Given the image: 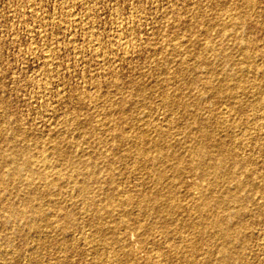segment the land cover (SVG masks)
I'll list each match as a JSON object with an SVG mask.
<instances>
[{
  "label": "rangeland",
  "instance_id": "1",
  "mask_svg": "<svg viewBox=\"0 0 264 264\" xmlns=\"http://www.w3.org/2000/svg\"><path fill=\"white\" fill-rule=\"evenodd\" d=\"M219 22L221 30L217 28ZM208 31L205 36L203 33ZM242 79L248 81L241 82ZM215 87L221 92H215ZM172 97L177 98L175 104ZM255 100L259 107L253 105ZM179 105L185 110L179 111ZM240 105L243 108L239 109ZM261 110L264 0H0V176L5 177V182L0 183V264H132L128 253L113 240L114 230L105 224L108 220L125 227L137 250L134 218L147 225L156 222L158 230L171 233L180 226L184 236L193 232L216 234L215 228L207 225H165L161 218L156 221L153 211L139 212L136 205L128 207L127 212L111 209L112 204L135 196L140 189L151 206L154 201L160 206V195H174L182 220L188 222V216L195 220V211L189 208L191 195L211 190L198 178L197 169L183 173L185 185L177 188L169 180L171 172L166 165H160V160L155 164L163 177L156 180L153 168L142 166L138 168L140 172H124L132 158L122 160L118 156L139 147L153 157L155 146L149 144L152 141L160 147L172 143L184 153L189 139L198 134L201 126L237 148L236 159L245 156L247 163L251 161L255 167L233 159L226 165L242 174L245 182L251 179L240 193L244 195L242 201L226 212L229 224L241 227L244 238L230 243L215 237H188V244L195 248L199 261L207 252L209 260H216L219 246L230 243L228 252L240 255L233 264H264V189L255 188L264 186ZM215 116L220 121L226 118L224 124L229 121L231 129L223 124L216 128ZM55 147L71 151V156L79 160L101 156L94 167L97 182L88 180L87 195L80 187L87 181L85 167L70 168L61 157H54ZM7 151L16 154L20 166L22 156H30L32 167L21 170V180L19 176L16 180L10 177L12 164L5 158ZM18 157L22 160L18 161ZM103 158L112 162L108 170ZM56 169L62 170L60 174L65 170L62 176L72 174L66 175L69 180L63 178L66 183L55 178L58 185L63 182L61 186H68H62L66 193L60 194L61 186L49 185L50 174ZM31 171L47 174L49 179L40 180ZM143 174H148L144 182L139 179ZM191 185L197 189L190 190ZM225 187L232 190L235 184L228 181ZM90 201L107 211L98 214ZM14 209L22 213L12 214ZM65 211L68 223L63 217ZM242 223L246 226H240ZM146 249L152 255L167 251L165 244L148 245ZM139 250L138 257L142 258L144 251ZM112 253L117 255L110 257ZM140 263L143 264H135Z\"/></svg>",
  "mask_w": 264,
  "mask_h": 264
},
{
  "label": "bare ground",
  "instance_id": "2",
  "mask_svg": "<svg viewBox=\"0 0 264 264\" xmlns=\"http://www.w3.org/2000/svg\"><path fill=\"white\" fill-rule=\"evenodd\" d=\"M234 3V2H233ZM247 3V1H246ZM252 3V2H251ZM236 5V3H235ZM244 5H245V2H244ZM234 6V5H233ZM247 6V4H246ZM253 7V6H252ZM227 8V7H226ZM238 8V7H237ZM250 8V7H249ZM254 8V7H253ZM232 10V9H231ZM226 12V11H225ZM224 12V13H225ZM243 13V12H242ZM231 13H229L230 15ZM234 17L235 15H231V17ZM240 15H237L236 17H238ZM72 17V16H71ZM75 19V18H74ZM237 19V18H236ZM232 21V20H230ZM235 22V19L233 20ZM237 21V20H236ZM217 23V22H216ZM219 24L220 22L217 24L219 28ZM235 25V23H233ZM238 24V22H237ZM236 24V25H237ZM227 25V24H226ZM235 25V26H236ZM208 28V27H207ZM195 29V27H194ZM220 30L222 28H219ZM210 31V30H209ZM206 32V33H203L205 34V36H207L209 33ZM194 32V30L192 31ZM204 32V30H203ZM202 33V32H200ZM223 33L220 31V34ZM207 34V35H206ZM197 39V38H196ZM195 40V39H194ZM240 42V41H239ZM249 43V41H248ZM239 44V43H238ZM94 47V46H93ZM247 47V46H246ZM204 49V48H203ZM202 49V50H203ZM206 50V48H205ZM211 50V49H210ZM200 51V50H199ZM198 51V53H199ZM212 51V50H211ZM215 51V50H214ZM213 51V52H214ZM50 52V51H49ZM96 52V51H95ZM220 52V51H218ZM44 53V52H43ZM47 53V52H46ZM123 53V51H122ZM202 54V52H200ZM206 53V51H205ZM215 53H217V50L215 51ZM53 54V53H52ZM197 53H195L194 55H196ZM246 54V53H245ZM248 54V53H247ZM246 54V55H247ZM102 55V54H101ZM217 55V54H216ZM219 55V54H218ZM45 56V55H44ZM49 56V55H48ZM199 56L201 57V54H199ZM223 56V55H221ZM47 57V56H46ZM54 57V56H53ZM225 57V55H224ZM228 57V56H227ZM196 57L194 56V59ZM206 58V57H204ZM229 58V57H228ZM50 59V58H49ZM203 58H201L202 60ZM223 59V58H222ZM225 59V58H224ZM230 59V58H229ZM228 59V60H229ZM199 61V59L197 60ZM204 61V65H208V62L207 64H205V60H202ZM208 61V60H206ZM48 62V61H47ZM182 64V63H181ZM180 64V65H181ZM212 66V65H210ZM185 68V67H184ZM211 72H214L211 71ZM236 76V75H235ZM228 78H231L230 76H228ZM117 79V78H116ZM193 80H196L195 78ZM235 80V79H234ZM239 80V79H238ZM244 79L240 80L241 82L243 81ZM246 80V79H245ZM244 80V81H245ZM236 81V80H235ZM248 80H246L247 82ZM238 83V81H237ZM242 85V83L240 84V86ZM245 85V83H244ZM217 86V85H216ZM260 86V85H259ZM242 87V86H241ZM216 88V87H215ZM214 89V88H212ZM223 89V88H222ZM232 89V88H231ZM89 90V89H88ZM85 91V89H84ZM215 92H219L220 89L219 88H216L214 89ZM223 91V90H222ZM221 92V91H220ZM79 94V93H78ZM87 94V93H86ZM85 95V94H84ZM233 95V94H232ZM167 99L169 97H166ZM172 99V103H176L177 102V98H174L173 97L171 98ZM167 101V100H166ZM170 102V101H169ZM168 103V102H167ZM253 105H256L259 107V102L258 100H255L253 102ZM261 105V104H260ZM229 106V105H228ZM227 106V107H228ZM262 107V106H261ZM239 109L243 108L242 105H240L238 107ZM179 111H183L185 110V106H180L179 105V108H177ZM182 109V110H181ZM263 109V108H262ZM231 111V110H230ZM261 111H264V110H261ZM232 112V111H231ZM220 115V114H219ZM218 116V114H217ZM215 116V119L216 117ZM222 116V115H221ZM220 116V117H221ZM225 115H223L224 117ZM256 116V115H255ZM259 116V115H258ZM220 119V118H219ZM222 119V117H221ZM226 120V118H223V120ZM228 119V118H227ZM261 119V117H260ZM67 120V119H66ZM221 120V121H223ZM254 120V119H253ZM213 121V118L212 120ZM220 120L216 119L214 122L217 124V126H215L216 128L220 125L222 126L221 124L225 125V127H228V126H232V124H228L229 121L227 122V124H224V121L221 122ZM66 122V121H65ZM73 122V121H72ZM71 122V123H72ZM232 122V121H231ZM264 122V120H263ZM69 124V125H72V124ZM234 123V121H233ZM254 123V121H253ZM263 124V123H262ZM66 125V124H65ZM237 125V124H236ZM261 125V124H259ZM219 126V127H220ZM250 126V125H249ZM254 126V125H253ZM236 126H234L235 128ZM231 129V127H228ZM260 128V127H259ZM66 129V128H65ZM64 129V130H65ZM215 129V128H214ZM256 129V128H255ZM68 130V129H67ZM224 130V129H223ZM251 130V129H250ZM257 130H258V127H257ZM93 131V130H91ZM256 131V130H255ZM228 132V131H227ZM232 132V131H230ZM233 134V132H232ZM259 134V133H258ZM263 134V133H262ZM215 133H213V130L211 131H207L205 130L202 126L200 127L199 129V132L198 134L196 135H193L189 140H190V143L189 145L184 148V153H180L178 151V149L171 145H165L163 147H160L161 145L158 146L157 142L156 141H152V142H149V144L151 145L152 143V146H155V152H154V156L153 157H150L149 155H147V152L146 150H144L143 148H139V147H135L134 149L130 150L129 152H125L124 154L122 155H119L118 158H121L122 160H125L126 158H132L131 160V163L127 166H125V169H123V171L127 172V173H132V172H140L138 168H141L142 166L145 167V168H148V169H152L153 168V171L155 172V178L156 180H158V178L160 177V179L163 177L162 176V172L158 169V165L155 164L156 161L160 160V165H166V167L169 169V171L171 172V175L169 176V180L171 183H174L176 185L177 188H180V186H184V182H183V173H188L192 170H198L199 171V176L198 178L201 179L202 182H205V184L207 185V187H209L211 190H210V194L209 193H205L203 194L202 192L200 194H198L197 196L195 195H191L190 197V202H189V208L193 209L195 211V220H193V218H190L188 216V218L185 220H187L188 222L186 221H183L182 220V217L179 216V212L177 211V206H178V200L177 198L172 195V194H164V195H160V206L157 204L159 203L158 201H154L155 204H153L151 206V204H149L148 202L145 201V197H144V194L143 192H139L140 189L138 190V192H136L135 196H132V195H129V197H126L122 200H118L115 204H112L111 205V209L112 210H115V209H122L124 211H128L127 208L128 207H135V205L137 207V210L139 212H142V211H153L157 217H158V220L156 219V221H159V219L161 218L162 220H160V222H163L165 225H170L172 223L176 224V225H182V224H199V225H207L209 226L210 228H215V232L216 234L213 232V235H209V234H203L201 232H193L192 234L190 233L189 235L187 236H184L181 234V232H179L180 230V226L177 228V232L174 231L173 233L171 232H167V231H164L162 229L158 230L157 228V223L155 222L154 224L151 223L150 225H147L145 223H142L140 222V220L138 218H134V223H133V231L135 232V238L134 240H136V243L138 244L139 248L138 250L139 251H144V256L141 258V257H138V250L137 249H134L133 246H132V243L130 242V239L128 238L127 236V231L125 229V227H121V224L120 223H117L115 220H108L105 224H108L110 225V227L114 230L113 231V235H112V238L113 240L117 243V245L119 246V248L122 250H125L126 252L125 253H128L127 255H129V259H131V263L132 264H135L136 262H142L143 264H233L235 260L237 259H240V255L238 254H234V253H230L228 252V247H229V244L231 243L230 241L232 239H241V238H244L241 236V227H237V224L235 225H231L229 224V218L227 217V210L228 208H230L232 205H235L236 203H240V201H242V196L244 197V195L240 194L241 191L244 190V188L247 187V184L251 181L247 183L244 181V179L242 178V174H238L235 169L233 168L232 170L231 169H227L226 168V165H227V162L228 160H234V162H238L240 164H246L248 162V159L247 158H244L245 156H243L244 154L242 153L243 150H242V158L241 159H236L237 158V148L233 149L232 146H230L229 143H226V141H223L225 138H223V140L221 139H218L215 137ZM261 135V134H260ZM123 136V135H122ZM191 136V135H190ZM189 136V137H190ZM219 136V135H217ZM231 136V135H230ZM236 136V135H235ZM262 136V135H261ZM117 137V136H116ZM124 137V136H123ZM222 137V136H221ZM219 137V138H221ZM188 140V141H189ZM229 140V139H228ZM245 140V138H244ZM241 141V140H240ZM247 142V141H246ZM245 142V143H246ZM148 143V142H147ZM180 143V142H179ZM177 143V146L178 144ZM187 143V144H188ZM241 143V142H240ZM161 144V142H160ZM174 144V143H173ZM183 144V143H181ZM180 144V145H181ZM239 144V142H238ZM55 145V144H54ZM53 145V147H54ZM232 145V144H231ZM259 145V144H258ZM257 145V146H258ZM185 146V145H184ZM243 146V145H242ZM181 147V146H180ZM238 147V146H237ZM249 147V146H248ZM253 147V146H252ZM158 148V149H157ZM258 148V147H257ZM262 148V146H261ZM56 149V147H55ZM239 149V148H238ZM12 150V149H11ZM53 150V149H52ZM264 150V149H263ZM14 151V150H13ZM240 152V150H238ZM5 153V151H3ZM2 152V154H3ZM11 152V151H10ZM10 152H6L7 154H5V158H7V160L10 162V164H12L11 168L12 170L11 173H10V177H15V180H16V177H18L20 175V173L22 172L21 170L23 169L24 170V167L25 166H30V163H31V159L29 158L30 156L28 155H25L27 153H25L22 157H24V161H22L21 165L20 166L17 162H16V154H11ZM54 152V151H53ZM52 152V153H53ZM258 152V151H257ZM11 154V155H8ZM17 153V152H16ZM21 154V153H20ZM23 154V153H22ZM254 154V153H253ZM18 156V154H17ZM55 156H59L62 158V161H64L70 168H76L77 166H80L82 165L83 167H85V170L83 171V175L86 176L87 178V181H84L82 182V184L80 185L81 189L83 191L86 192V195L88 194V188L90 187L89 186V183H88V180H91L92 182H97V178H98V175L95 173V170H94V167L97 163V160L99 159V157L101 156H94L92 155L90 158L88 159H85V160H79L77 158H73V156H71V151H65V150H61V149H56L55 152H54V157ZM123 156V157H122ZM248 156V155H247ZM246 156V157H247ZM252 156V154H251ZM0 157L3 158L0 154ZM21 157V158H22ZM106 157V156H105ZM241 157V156H240ZM250 157V156H249ZM254 157V156H253ZM252 157V159H253ZM4 158V159H5ZM31 158H32V155H31ZM46 158V156L44 157ZM255 158V157H254ZM105 158H103L104 160ZM18 161H21L19 160V157L17 159ZM35 160V159H34ZM107 160V158L105 159ZM2 161V160H1ZM42 160H40L41 162ZM46 159H44L43 162H45ZM250 161V160H249ZM3 162V161H2ZM1 162V163H2ZM8 162V163H9ZM20 163V162H19ZM6 164V163H5ZM45 164V163H44ZM233 164V162H232ZM248 165L251 164L253 166V163H251V161L249 163H247ZM7 165V164H6ZM106 168L107 170L109 168H111V165H112V162L111 161H108L106 162ZM250 165V166H251ZM139 166V167H138ZM244 166V165H243ZM251 166V169L250 170H253ZM7 167H9V165H7ZM40 167V166H39ZM49 167V166H48ZM52 167V166H51ZM230 167V166H229ZM255 167V166H253ZM35 168V167H34ZM55 168V167H53ZM156 168V170L154 169ZM25 169H27V167H25ZM36 169V168H35ZM52 169V168H51ZM62 169H65V168H62ZM240 169V168H239ZM257 169V168H256ZM37 170V169H36ZM249 170V169H248ZM30 172V170H28ZM27 171V172H28ZM64 171L63 170V174L60 172H62V170L60 169V171H58L57 169L56 170H52V173L50 175H52V179L50 180L49 176H46L44 174H42L41 172H34V171H31L33 173V175L37 174V176H39L42 180L43 178H47L48 182H49V185H51L53 187V185H58L56 182H58L59 179H65L66 178V175L65 176H62L64 175ZM67 171V170H66ZM74 171V170H73ZM110 171V170H109ZM254 173H255V170H253ZM252 171V175H254ZM0 175L2 174V171H0ZM28 172V173H29ZM49 172V171H48ZM239 172V171H238ZM242 172V171H241ZM24 173V172H22ZM21 173V174H22ZM25 173H26V170H25ZM244 173V172H243ZM248 173V172H247ZM257 173V172H256ZM142 174V173H141ZM193 174V173H192ZM4 175V174H3ZM31 175V176H33ZM68 175H72V174H69L68 172ZM67 175V176H68ZM74 175V173H73ZM161 175V176H160ZM248 175V174H247ZM250 175V173H249ZM248 175V176H249ZM251 175V176H252ZM256 175V174H255ZM254 175V176H255ZM22 176V175H21ZM19 176L18 178L20 179ZM25 176V174H24ZM107 176L108 178L110 179L111 175L109 174V172L107 173ZM148 174H143L139 177V179L144 182L143 180H145V177H147ZM35 177V176H34ZM264 177V176H263ZM24 178V177H23ZM29 178V176L27 177ZM36 179L38 177H35ZM54 178V179H53ZM58 178V180L56 179ZM68 180H69V177H67ZM66 178V179H67ZM76 178V176H75ZM251 178V177H250ZM5 179L4 176H0V183L1 182H5L3 181ZM12 179V178H10ZM34 179V178H32ZM64 179L62 181H64ZM71 179V177H70ZM9 180V179H8ZM21 180V179H20ZM30 180V178H29ZM27 180V181H29ZM39 180V181H40ZM38 181V179H37ZM61 181V180H60ZM66 181V180H65ZM64 181V182H65ZM72 182L73 181V178L72 180H70ZM228 181H231L232 183L235 184V189H228L227 187H225L226 183ZM17 182V181H16ZM31 180L29 181V184H30ZM42 182V181H41ZM47 182V183H48ZM27 183V182H26ZM25 183V184H26ZM33 183V182H32ZM31 183V185H32ZM42 183H45L46 182H42ZM66 183V182H65ZM262 183V182H261ZM60 184H63L64 183H60ZM58 185V188L59 186L61 185ZM68 184V183H67ZM66 184V185H67ZM250 184V183H249ZM258 184V182H257ZM4 185V183H3ZM8 185V184H7ZM47 185V184H46ZM62 185V186H63ZM228 185V184H227ZM55 186V188H56ZM61 186V188H62ZM50 187V186H49ZM64 187V186H63ZM65 187H68V186H65ZM64 187V188H65ZM234 187V186H233ZM255 187V186H254ZM47 188H48V185H47ZM57 188V189H58ZM64 188H62V191L60 194H63V193H66L64 192ZM194 188V189H193ZM258 191L261 190V189H264V186H259V187H255ZM254 188V190H255ZM52 189V188H51ZM54 189V188H53ZM189 189L191 190H196L197 188H195V186L191 185L189 187ZM29 191V190H28ZM60 191V189H59ZM67 191V190H66ZM192 191V192H193ZM208 191V190H207ZM31 193V192H30ZM196 194V193H195ZM259 194V193H258ZM25 195V194H24ZM22 194V196H24ZM30 195V194H28ZM246 195V193H245ZM262 195V194H261ZM33 195H31L32 197ZM59 196V195H58ZM25 197V196H24ZM23 197V198H24ZM30 197V196H29ZM30 197V198H31ZM87 198L89 196H86ZM159 197V196H157ZM263 197V196H262ZM90 198V197H89ZM247 198V197H246ZM249 198V197H248ZM252 198V197H251ZM260 198V197H259ZM32 199V198H31ZM30 199V200H31ZM159 199V198H158ZM57 200V199H55ZM135 200L137 202H135ZM247 200V199H246ZM245 200V201H246ZM250 200V198H249ZM58 201V200H57ZM94 201V200H93ZM251 201V200H250ZM28 202V201H27ZM31 202V201H30ZM53 202V201H52ZM51 202V204L53 205V203ZM92 201H90L91 203ZM247 202V201H246ZM249 202V201H248ZM57 204V203H56ZM54 204V205H56ZM58 204H59V201H58ZM58 208L59 206H61L60 204L58 205ZM247 205V203H244V205ZM90 205H92L91 207H93L95 209V212H97L98 214H101L103 213L104 211H107V208L106 207H103V206H98L96 204H94V202H92ZM245 205V206H246ZM31 206V205H30ZM33 206V205H32ZM37 206V204H35V207ZM10 207V206H9ZM25 207V205L23 204V206ZM54 207V206H53ZM97 207V208H95ZM238 207V205H237ZM14 207H12L13 209ZM27 208V207H26ZM57 208V207H56ZM57 208V210H58ZM62 208V207H61ZM183 208V206H182ZM247 208V206H246ZM10 209V208H9ZM20 209V208H19ZM31 209V208H30ZM33 209V208H32ZM60 209V208H59ZM234 209V208H233ZM18 210V209H17ZM17 210H12V214H16L17 212H20L22 213L21 211H17ZM22 210V208H21ZM35 210V209H34ZM54 210V209H53ZM62 210V209H60ZM186 210V209H184ZM242 210V209H241ZM24 211V210H23ZM27 211V210H26ZM29 211V210H28ZM25 212L26 214L28 213ZM36 211V210H35ZM40 211V210H39ZM59 211V210H58ZM31 212V211H30ZM29 212V213H30ZM63 212V211H61ZM60 212V213H61ZM11 212H9L10 214ZM37 213L39 214L38 210H37ZM56 213V210L55 212ZM31 214L33 215L34 214V211L31 212ZM30 214V216H31ZM41 214V212H40ZM20 215V214H18ZM22 215V214H21ZM17 216V215H15ZM61 216V215H60ZM11 218V216H9ZM22 217V216H21ZM21 217H20V220H21ZM29 217V216H28ZM62 217V216H61ZM63 217L66 221V223H68V220H69V215H68V212L65 211V213L63 214ZM62 217V218H63ZM13 218V216H12ZM24 218V217H23ZM26 218V217H25ZM55 218H57V216H55ZM243 219V218H242ZM241 219V220H242ZM11 220V219H10ZM9 220V221H10ZM13 220V219H12ZM11 220V221H12ZM17 220V219H16ZM55 220V219H54ZM58 220V219H57ZM60 220V219H59ZM245 220V219H244ZM7 221V222H9ZM121 221V219L119 220V222ZM124 222H127L128 219H123ZM240 221V220H239ZM63 223V221H60ZM241 222V221H240ZM239 222V223H240ZM13 223V221H12ZM15 223V222H14ZM96 225L95 226H98V228L100 229V225L97 223L98 222H94ZM11 224V223H10ZM24 224V223H23ZM58 224V223H56ZM60 224V223H59ZM58 224V225H59ZM120 224V225H119ZM19 225V224H18ZM28 225V224H27ZM31 225V224H30ZM65 225V224H63ZM16 226V225H15ZM22 226V225H21ZM69 226V224H68ZM67 226V227H68ZM240 226L242 227H245L246 226V223H242L240 224ZM18 228V227H17ZM64 229V227H61ZM59 228V229H61ZM66 228V227H65ZM69 228V227H68ZM157 228V229H156ZM67 230V229H66ZM64 230V231H66ZM214 230V229H213ZM62 231V230H61ZM63 231V232H64ZM68 231V230H67ZM66 233V232H65ZM188 237H191V238H209V239H212L213 237H215V239L217 238L218 240L221 239V241H225L226 239L230 242V243H227L226 245L225 244H222L221 246H219V252H218V256L215 258L216 260L214 261H211L209 260L208 258L211 257L210 255L209 256H206L207 254H209L207 252V254L205 255V258L199 259L196 257V254H195V248L191 245V244H188L189 242V238ZM103 239V238H102ZM104 240V239H103ZM102 241V240H101ZM104 241H107V240H104ZM160 241V243H159ZM101 244V243H100ZM104 244V243H102ZM107 244V243H106ZM104 244V245H106ZM159 244H165V246L167 247V251L164 253V254H158V255H152L148 249H146L148 247V245H152V246H155V247H158ZM232 248V247H230ZM206 250V248H205ZM210 252V251H209ZM124 253V252H123ZM197 253V252H196ZM200 253V252H199ZM117 254H114L112 253V255H110V257H114L116 256ZM121 255V254H119ZM118 255V256H119ZM124 255V254H123ZM116 258V257H115ZM99 259V258H98ZM244 263V262H243ZM141 264V263H140ZM236 264V263H235Z\"/></svg>",
  "mask_w": 264,
  "mask_h": 264
}]
</instances>
